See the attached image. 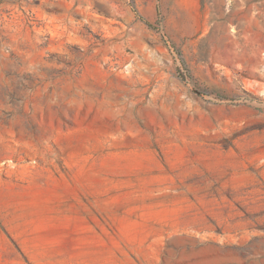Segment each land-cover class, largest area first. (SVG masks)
<instances>
[{
    "label": "rangeland",
    "instance_id": "1",
    "mask_svg": "<svg viewBox=\"0 0 264 264\" xmlns=\"http://www.w3.org/2000/svg\"><path fill=\"white\" fill-rule=\"evenodd\" d=\"M0 264H264V0H0Z\"/></svg>",
    "mask_w": 264,
    "mask_h": 264
},
{
    "label": "bare ground",
    "instance_id": "2",
    "mask_svg": "<svg viewBox=\"0 0 264 264\" xmlns=\"http://www.w3.org/2000/svg\"><path fill=\"white\" fill-rule=\"evenodd\" d=\"M19 43V42H18ZM19 53V52H18Z\"/></svg>",
    "mask_w": 264,
    "mask_h": 264
}]
</instances>
